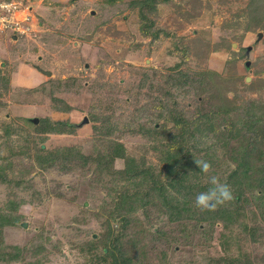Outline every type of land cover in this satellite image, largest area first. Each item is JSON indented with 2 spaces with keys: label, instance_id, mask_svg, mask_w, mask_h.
I'll return each mask as SVG.
<instances>
[{
  "label": "rangeland",
  "instance_id": "1",
  "mask_svg": "<svg viewBox=\"0 0 264 264\" xmlns=\"http://www.w3.org/2000/svg\"><path fill=\"white\" fill-rule=\"evenodd\" d=\"M12 1L0 264H114L111 245L118 264H264L261 189L244 178L264 166V0ZM211 176L233 199L200 211ZM141 194L156 199L117 208Z\"/></svg>",
  "mask_w": 264,
  "mask_h": 264
},
{
  "label": "trees",
  "instance_id": "2",
  "mask_svg": "<svg viewBox=\"0 0 264 264\" xmlns=\"http://www.w3.org/2000/svg\"><path fill=\"white\" fill-rule=\"evenodd\" d=\"M43 121L45 122V119ZM235 136H237V135H234V137ZM226 140H228V139H225V141ZM123 152H124L123 146L120 143H115L114 156L119 157V158H123L124 157ZM252 168L253 167H250L251 170H252ZM0 177H3V175ZM244 178H245L246 189H248L250 192H254L256 189H261V194L257 197H253V198H256L259 200L258 204H259V207H261V212H263V213L260 212L259 216L260 217L262 216L263 221H264V166L256 168L255 171L253 169L251 174L245 175ZM155 185H156V181L152 180V186L154 187ZM238 197H239V195H238ZM152 199H156V197L153 195L141 194V195H134L133 199H128V201H126V198L124 196H122L121 201L119 202L120 204L118 203L117 208L120 209L121 212H123L125 210V204H127V203L130 204V207H128V208L131 209V208H134L136 206L135 203H140V202L141 203H148ZM178 206H179L178 203H173L171 205V209H169V217L171 220H176L178 218H181V219L186 218L184 213L189 212V205L185 204V205L181 206L182 207L181 209H178ZM234 208H232V209H234ZM234 210L235 211L229 212L230 213L229 216L230 215H234L235 217L238 216L237 215L238 210L237 209H234ZM229 216L224 218L223 216L218 215L216 218V221L220 220L223 223L225 233L228 235V237H226L227 242H229V235L232 234L231 233L232 230L229 229V226H228V223H230L228 221ZM122 226L125 227L126 224L123 223ZM237 245L238 246L240 245L239 241H236L234 246H237ZM107 246L108 245H106V247ZM230 246H232V245H230ZM111 247H109V249H107V252L112 255L114 264H118V262H120V260H122V259L127 260L128 262L131 261V259H127L126 256L124 254H122V252H120V247L117 249L119 252L118 255H116V251H117L115 249L116 245H113V246L111 245ZM227 250H229V248H227ZM239 252H241V250H239ZM240 254L239 255H232L231 260L233 263H235V264H248V263H250V259H245V262H243L241 260L242 258H240Z\"/></svg>",
  "mask_w": 264,
  "mask_h": 264
},
{
  "label": "clouds",
  "instance_id": "3",
  "mask_svg": "<svg viewBox=\"0 0 264 264\" xmlns=\"http://www.w3.org/2000/svg\"><path fill=\"white\" fill-rule=\"evenodd\" d=\"M12 4H0V9L11 10ZM2 23V21H0ZM197 166L203 173L211 170V164L207 161H197ZM211 185L207 191L198 193L195 197V207L200 211L214 210L216 206L223 205L233 199V194L226 183H221L218 177L211 176L209 178Z\"/></svg>",
  "mask_w": 264,
  "mask_h": 264
},
{
  "label": "built area",
  "instance_id": "4",
  "mask_svg": "<svg viewBox=\"0 0 264 264\" xmlns=\"http://www.w3.org/2000/svg\"><path fill=\"white\" fill-rule=\"evenodd\" d=\"M0 4H12L14 7L11 10L0 9V32H9L18 30V26L20 25V20L14 15L15 8H18L17 3L12 0H0ZM27 18V16H24ZM24 18V19H25Z\"/></svg>",
  "mask_w": 264,
  "mask_h": 264
},
{
  "label": "crops",
  "instance_id": "5",
  "mask_svg": "<svg viewBox=\"0 0 264 264\" xmlns=\"http://www.w3.org/2000/svg\"><path fill=\"white\" fill-rule=\"evenodd\" d=\"M17 79H15L14 77L12 78V84H14L15 82L17 83V81L19 80L18 77H16ZM15 79V80H14ZM32 81V80H31ZM31 81L29 83H31ZM32 85V84H31Z\"/></svg>",
  "mask_w": 264,
  "mask_h": 264
},
{
  "label": "water",
  "instance_id": "6",
  "mask_svg": "<svg viewBox=\"0 0 264 264\" xmlns=\"http://www.w3.org/2000/svg\"><path fill=\"white\" fill-rule=\"evenodd\" d=\"M48 74H49V72H48Z\"/></svg>",
  "mask_w": 264,
  "mask_h": 264
}]
</instances>
